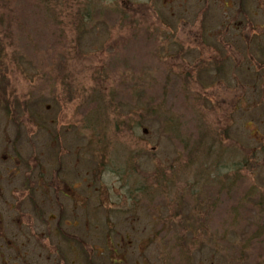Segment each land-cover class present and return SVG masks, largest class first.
I'll return each mask as SVG.
<instances>
[{
	"label": "rangeland",
	"instance_id": "obj_1",
	"mask_svg": "<svg viewBox=\"0 0 264 264\" xmlns=\"http://www.w3.org/2000/svg\"><path fill=\"white\" fill-rule=\"evenodd\" d=\"M0 40V264H168L195 202L192 264H264V0H0ZM186 97L180 135L147 115Z\"/></svg>",
	"mask_w": 264,
	"mask_h": 264
},
{
	"label": "trees",
	"instance_id": "obj_2",
	"mask_svg": "<svg viewBox=\"0 0 264 264\" xmlns=\"http://www.w3.org/2000/svg\"><path fill=\"white\" fill-rule=\"evenodd\" d=\"M4 15L11 16L9 12H4ZM77 27L80 28L81 27V24L78 25ZM8 28H11V27H8ZM1 43H3L2 40H0V46H1ZM1 49H2V51H0V106H3L7 102L5 101L6 96L4 98H2L1 97V94H3V92H4V94L6 93V88H7V80L6 79H7L8 69H7L6 62H5L4 58H3L4 57L3 52H5V48L2 46ZM216 70H219L222 73L224 72L222 66L216 67ZM93 93H95V91ZM174 97H176V95ZM185 99H186L185 102H181L177 106L178 109L176 110V112L173 109V106L175 105L174 104L175 102H174L173 104L170 105V107H167L166 105H165V107H163V105H160L159 108L154 107V109L153 108L152 109H148L147 110V115L148 116H152V117H154L155 115H159L157 117V119L159 117H161L162 122H163V125L165 126L164 127L165 132L171 130L172 136L173 135L177 136V134L180 135L181 133H184V125L183 124H184V120L186 119L185 112L186 111L193 112L192 106L187 103V97ZM154 100H155V98L153 99V101ZM164 101H166L165 94L163 96L162 102L164 103ZM86 103H89V102L86 101ZM24 105L25 106H21V108L14 107L13 108V111L16 114H21V115L23 113H27L28 114L27 109H29V107L27 106V103H25ZM109 106L111 107V105H109ZM11 109H12V106H5V108L3 110V111H6L7 112V116L8 117H10V114L12 112ZM17 110H22V111H17ZM117 113H119V111ZM40 119L41 118H38V120H40ZM255 133L256 132L252 133V136L255 137ZM184 144H186L185 147H184L185 157H187V159L190 160V167H196V168H203L204 167V168L208 169L209 171L211 170V172H214L219 177V178H217L215 180L216 181L215 184H216L217 188H219L218 189L219 190L218 193L222 191V186H223L224 183L227 186L229 184V187L232 186L233 178L224 177V176H221L220 177L218 175L219 169H220V166H219V163L220 162H219V160H217V165H216V163H214L215 162L214 159L212 160L213 156H219L217 153H215V150L216 149L213 150L216 146H213L210 143L209 144V147L206 148V149H204V148H202L201 145H199L198 142L196 144H194L193 142H191V140H188L187 142H184L183 145ZM77 146H78V150L80 151L81 150V147L79 145H77ZM152 148H153V150H152L153 153H156L157 150H159L157 148V145L154 146V147H152ZM156 148H157V150H156ZM155 150H156V152H155ZM138 155H139V153H138ZM204 160L206 161V163L203 162ZM133 162H135V161L134 160H131V159H127L125 161L126 164L135 167L133 165ZM208 163H210L209 166L207 165ZM215 165L217 167L213 170V168L215 167ZM229 167L230 166H224V168H229ZM231 167L234 168V166H231ZM208 170L203 173L206 177H204L203 174H201L200 179L196 177L197 178V181H196L197 183H199L200 180H204L205 181L204 184H207V182H208V180L210 178L209 175L211 174V172L209 174V171ZM133 175L136 176L137 173H134ZM223 177L226 179V181L224 180V182L221 183V178L223 179ZM136 178L137 177H135V180H133V181H136ZM239 181H241V180H239ZM67 185H68V187H69V185H70V187L73 186V184L71 185L69 183H66V186ZM138 191H140V193H144V191L141 190L140 187L138 188ZM66 195H68V194H66ZM142 196H144V195H142ZM69 197H71V199H72V196H69ZM245 199H248V194L246 196H244V200H242L241 202H239L240 207L245 205V203H246ZM137 204H138V201H137L136 205ZM251 207L256 210V214H257L258 217H260V214H263L264 213V210L262 209V205H258L257 203H255V204L251 205ZM197 208H198V203L195 202V208H194L195 211H192L191 212V213H194V214H189V215H191V217H190L189 220H186L185 219L186 217H188V215L182 217V212L181 211H178L179 212V218L181 217L179 221H181L182 224L185 225V227H181V228L175 227L174 224H173V219L175 218L173 211L171 212V218H172L171 220H170V216H169L170 222H164L159 217L158 222L159 221H162L164 226L162 227V229L160 231H158L159 234H156V238L159 237V239L163 240V237L160 236V235H162L164 232H167L168 227H170L172 225L174 227H171L168 233H170V234L173 233L174 235H177V236H175L173 238V240L171 242L172 243L171 251L172 252L173 251H176L177 252V258H179V259L178 260H174L172 258V256H169V251H167V250H163L161 252V254L164 255L163 256V259H166V258L169 259V261H167L168 264H182L183 262H185L184 264H192L189 260L192 258V254L193 253L191 252L192 250L188 249L189 248V245H191L192 243L198 245L201 236L202 235H205V236L207 235L206 229H203L204 232L200 233L198 231V229H196L194 227V225H191L194 222V220H195L193 216L196 215V212H197L196 209ZM256 223H257L256 228L258 230H256V233H254L253 236L252 235L250 237L247 236L246 242H245V244L243 246V251H244V254L245 255L249 251L250 243L252 241H255L256 242L262 236V234L264 233V222L261 223L259 221V218H258L256 220L255 224ZM186 238H189L191 240H189L187 242L186 241ZM110 245H111V243H110ZM192 247H193V245H192ZM177 258H175V259H177Z\"/></svg>",
	"mask_w": 264,
	"mask_h": 264
},
{
	"label": "flooded vegetation",
	"instance_id": "obj_3",
	"mask_svg": "<svg viewBox=\"0 0 264 264\" xmlns=\"http://www.w3.org/2000/svg\"><path fill=\"white\" fill-rule=\"evenodd\" d=\"M66 198H71V197H69L68 195H66ZM73 222V221H72ZM69 224V223H68Z\"/></svg>",
	"mask_w": 264,
	"mask_h": 264
}]
</instances>
